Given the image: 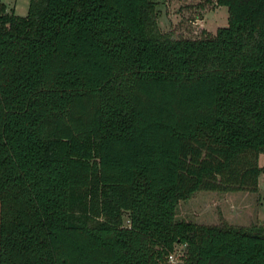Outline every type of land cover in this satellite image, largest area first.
<instances>
[{"label":"trees","instance_id":"1","mask_svg":"<svg viewBox=\"0 0 264 264\" xmlns=\"http://www.w3.org/2000/svg\"><path fill=\"white\" fill-rule=\"evenodd\" d=\"M198 37L156 0L0 1V264H264V221L176 219L264 172V0Z\"/></svg>","mask_w":264,"mask_h":264},{"label":"rangeland","instance_id":"2","mask_svg":"<svg viewBox=\"0 0 264 264\" xmlns=\"http://www.w3.org/2000/svg\"><path fill=\"white\" fill-rule=\"evenodd\" d=\"M6 10L13 8V0H0ZM15 12L26 11L27 0H15ZM157 23L161 31L173 36L198 37L213 33L217 26L226 24L227 9L213 0H156ZM258 164H264V153H259ZM255 192L246 190L197 189L188 197L179 199L175 207L176 219L197 223H229L247 225L264 218V208H259ZM262 222V221H261ZM180 245H175L178 252ZM163 264H174L175 254Z\"/></svg>","mask_w":264,"mask_h":264},{"label":"crops","instance_id":"3","mask_svg":"<svg viewBox=\"0 0 264 264\" xmlns=\"http://www.w3.org/2000/svg\"><path fill=\"white\" fill-rule=\"evenodd\" d=\"M15 0H13V10L15 12V4H14ZM28 2V0H27ZM27 8V6H26ZM17 13V12H16ZM19 14V13H18ZM24 14V13H23ZM259 157V154H258ZM259 165H263V164H259ZM257 196L258 199H256V202L259 204V208H264V172H260L257 176V189L256 191H254ZM259 221H264V218L258 217Z\"/></svg>","mask_w":264,"mask_h":264},{"label":"built area","instance_id":"4","mask_svg":"<svg viewBox=\"0 0 264 264\" xmlns=\"http://www.w3.org/2000/svg\"><path fill=\"white\" fill-rule=\"evenodd\" d=\"M167 258H168V260H170L172 258V253H169Z\"/></svg>","mask_w":264,"mask_h":264}]
</instances>
